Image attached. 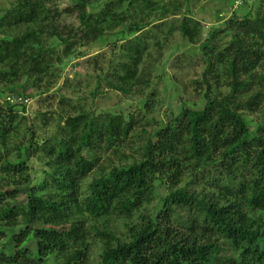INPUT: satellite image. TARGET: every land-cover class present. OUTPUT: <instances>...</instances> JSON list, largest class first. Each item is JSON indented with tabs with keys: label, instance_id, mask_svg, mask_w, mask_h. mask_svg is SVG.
I'll list each match as a JSON object with an SVG mask.
<instances>
[{
	"label": "trees",
	"instance_id": "1",
	"mask_svg": "<svg viewBox=\"0 0 264 264\" xmlns=\"http://www.w3.org/2000/svg\"><path fill=\"white\" fill-rule=\"evenodd\" d=\"M93 1L77 0L72 8L80 20L74 37L82 32L76 43L51 28L66 45L65 56L72 55L83 38L96 40L118 19H131L129 34L148 26L144 16L132 19V0L103 1L96 13L88 11ZM152 2L139 4L149 8ZM43 9L39 0L21 1L9 13L8 23L38 24ZM192 23L198 22L184 18L180 27L194 42L197 29ZM228 24L233 36L225 47L213 45L220 30L203 44L209 71L217 75L203 82V108L185 107L179 118L138 142L136 156L122 150L137 145L133 135L138 118L90 116L81 108L65 117L57 133L19 146V158L11 161L9 136L16 130L17 112L25 113L27 107L0 98V264H93L87 248L93 232L103 239L98 264H264V231L254 216L264 211V119L251 131L243 115L244 110L264 114V16L232 18ZM43 34L40 27L0 40V63L12 65V71L1 70L0 78L11 84V92L22 71L40 75L55 58L62 60L56 49L44 47ZM126 50L132 62L122 65L117 87L128 91L123 85L135 86V92L140 91L147 83V73L140 70L146 51L142 36L130 40ZM24 56L30 63L20 69L16 63ZM219 66L229 77L224 85L230 90L225 93L215 69ZM33 126L34 119L32 131ZM36 148L48 168L31 179L29 159ZM110 152L120 161H132L114 164ZM95 172L98 177L83 189ZM186 176L189 181L181 186ZM16 177L20 185H27L25 190L8 189L4 183H17ZM158 181L171 192L152 207ZM20 196L25 198L21 201ZM113 218L124 221L126 237L117 235ZM34 240L32 250L29 242Z\"/></svg>",
	"mask_w": 264,
	"mask_h": 264
},
{
	"label": "rangeland",
	"instance_id": "2",
	"mask_svg": "<svg viewBox=\"0 0 264 264\" xmlns=\"http://www.w3.org/2000/svg\"><path fill=\"white\" fill-rule=\"evenodd\" d=\"M21 1L24 0H0V40L13 39L41 27L44 31L42 37L44 47L56 49L55 52L62 60L58 61L55 58L53 65L40 75L29 76L22 71L13 92L10 91L11 84L0 78L1 99L16 100L19 98L17 96H24L31 100L30 103H24L27 107L25 113L21 110L17 112L19 117L16 130L9 136L7 149L10 150L11 161H17L19 158V146L27 143L29 139H39L57 133L56 128L64 125L65 117L75 116V110L81 108L87 110L90 116L115 113L138 118V126L133 135L137 145L133 144L130 148L122 150L126 151L127 156H136L135 147L139 146L138 142L142 144L158 127L179 118L185 107L202 109L205 105L206 85L203 82L212 81L210 76H217L209 71V64L202 52L204 42L210 40V34L220 30L213 42V45L220 49L232 40L233 31L228 30L229 19L247 16L253 18L258 14L264 16V0H153L149 8H144L142 4L140 6L141 0H132L134 7H137L136 10L130 7V11L133 12L132 19L144 16L145 21H148V26L142 32L129 34L131 19L124 17L106 25V32L96 40L89 41V37L84 41L83 38V41L80 40L74 46L72 55L65 56L63 52L66 45L59 43L50 30L58 28L66 39L76 43L82 34L81 30L78 37H74L76 35L73 34L74 29L80 28L78 14L72 10L77 0H39L44 9L38 24L11 25L8 23L9 13ZM103 1L106 0H94L88 11L93 13L100 11V4ZM119 10L121 9L117 11ZM184 18L198 22L191 25H195L197 29L194 42H191L181 30L180 24ZM135 36H142L145 45L146 51L140 70L147 73L145 78L147 83L136 92L135 86L123 85L129 88L128 91L117 87L121 83L120 76L124 74L122 65L132 62L126 49L128 42ZM261 47L264 50V46ZM45 58L50 61V55H46ZM25 63L29 65V57H22L21 62L16 65L23 69ZM215 69L223 81H220L221 92H228L230 89L225 87L224 83L226 80L229 81V77L223 74L220 66ZM1 70L12 71V65L8 62L0 63V72ZM198 80L200 83H197ZM261 103L264 108V99ZM37 114L44 116L39 118ZM1 115L0 113V122L3 119ZM243 115L251 131L258 129L261 120L264 119L261 111L253 113L244 110ZM33 119L34 131L31 130ZM7 120L8 117H5L6 123ZM109 156L114 164L116 162L127 164L132 161V157L120 161L113 157L111 152ZM29 161L33 171L31 179L40 175L44 168H48L46 160L38 153V148L32 151ZM98 174L92 173L84 181L83 189H86ZM15 180H18L17 183L8 179L4 183L8 189L20 192L26 189L27 185L18 183V177ZM188 181L189 176H186L181 186ZM162 183L157 182L158 190L152 207L158 205L171 192L169 186L166 187ZM202 190L199 188L197 191ZM24 198L19 197L21 201ZM254 216L264 231V211L254 213ZM93 223L90 222V225ZM111 224L119 237H126V227L122 219L113 218ZM34 241L29 242L32 250L36 249V240ZM87 248L91 262L98 264L103 250V239L93 232L88 239Z\"/></svg>",
	"mask_w": 264,
	"mask_h": 264
},
{
	"label": "built area",
	"instance_id": "3",
	"mask_svg": "<svg viewBox=\"0 0 264 264\" xmlns=\"http://www.w3.org/2000/svg\"><path fill=\"white\" fill-rule=\"evenodd\" d=\"M17 97H19V96H17ZM9 100L11 102H17L18 101V102H22V103H30L31 102L30 98H24V97H19L16 100L15 99L12 100L11 98H9Z\"/></svg>",
	"mask_w": 264,
	"mask_h": 264
}]
</instances>
